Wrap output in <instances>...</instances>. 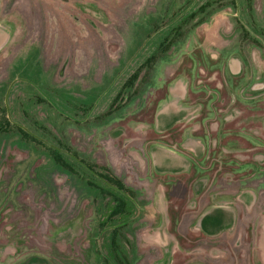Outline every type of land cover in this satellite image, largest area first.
Listing matches in <instances>:
<instances>
[{
    "label": "rangeland",
    "instance_id": "1",
    "mask_svg": "<svg viewBox=\"0 0 264 264\" xmlns=\"http://www.w3.org/2000/svg\"><path fill=\"white\" fill-rule=\"evenodd\" d=\"M17 2L11 18L0 0L9 32L0 50V264H114L117 226L131 264L207 261L222 247L194 230L216 207L238 216L240 235L214 264H264V0ZM170 90L163 112L188 109L185 94L193 107L185 135V126L155 131ZM19 128L60 148L76 173ZM182 137L203 156L187 175L157 173L149 152H189ZM69 149L109 168L133 196ZM110 194L126 200V214L112 217Z\"/></svg>",
    "mask_w": 264,
    "mask_h": 264
},
{
    "label": "crops",
    "instance_id": "2",
    "mask_svg": "<svg viewBox=\"0 0 264 264\" xmlns=\"http://www.w3.org/2000/svg\"><path fill=\"white\" fill-rule=\"evenodd\" d=\"M1 13V8H0ZM16 14V13H14ZM8 17H16L15 15H8ZM6 44V43H5ZM4 44V45H5ZM3 45V46H4ZM2 46V47H3ZM1 47V48H2ZM0 48V50H1ZM173 91V90H172ZM173 93V92H172ZM188 93V92H187ZM170 93L166 96L164 100H161L158 104V118L160 119L159 124L155 127V131L158 134H166L170 132L172 129L178 126H185L186 124L191 125V120L187 119L188 115L190 114L192 105H188L187 94H185L184 98L180 100L181 104H184V106L189 107L186 110H183L182 108H178L177 104L175 106H168L165 112L160 108L161 104L168 100ZM199 109V108H198ZM195 112V111H194ZM196 117V116H195ZM156 122H158V120ZM189 126H185L186 128L182 129L183 135L186 133L189 129ZM192 134V133H191ZM182 137V148L183 150L189 151V152H173L171 147L168 149V145L163 144V146H158V149L156 152H149V159L150 162L154 164L155 171L162 175H187L191 173L193 169V162L195 159H200L205 152H198V149H193L188 146H185L184 141ZM201 140V139H200ZM202 143L200 142L199 145ZM200 147V146H199ZM176 150V149H175ZM178 151V150H177ZM201 151V150H200ZM238 216L235 218H232L230 214L225 211L224 209H220L218 207L213 208L209 212H206L202 215L200 219V223L196 225L195 232L206 236L207 239L212 241L214 244H216L219 247H222V254H214V249H208L207 253V261H201V262H195L192 261L191 264H214L215 261H218L219 259H223L221 261L225 262L226 253H230V248L234 246V242L230 244L231 237H234L236 235V226L238 221ZM191 231V230H190ZM189 231V232H190ZM236 242V241H235ZM223 243V244H221ZM229 245V249H228ZM220 249V248H219ZM220 252V250H218ZM263 258V255H261Z\"/></svg>",
    "mask_w": 264,
    "mask_h": 264
},
{
    "label": "trees",
    "instance_id": "3",
    "mask_svg": "<svg viewBox=\"0 0 264 264\" xmlns=\"http://www.w3.org/2000/svg\"><path fill=\"white\" fill-rule=\"evenodd\" d=\"M2 1H3L2 13L4 15H15L14 13L17 14V12H19V10H20V9L18 10V7H21L23 9V7L19 4V2H17L18 0H2ZM44 8H46L44 5H40L39 9H44ZM34 9H38V8L34 7ZM246 33H248V32H246ZM253 43L256 44L257 42H253ZM163 49H164V52H162V55L168 51L169 45H167V43L166 44L164 43ZM155 61L156 60L154 58L148 59L128 79V81L124 85V87H125L124 89H126V88L129 89V88L136 86L138 80L140 79L141 73L145 69V67L153 66ZM121 94H122V91L119 92L117 97H119V95H121ZM5 112H6L5 113L6 125H9V121L6 120V119H8V112H7V110ZM19 130H20V132H22V134L25 136V138L31 139L32 141L36 142L37 144L45 147L49 151V153H50L51 157L53 158V160L55 161V163L58 166H60L63 170H65L67 172H71V173H76L73 166L64 157V152L60 148L51 146L48 143H46L45 141H43L42 139L32 136L30 133H28L23 128H19ZM68 153L70 154V156H72L73 160L77 164L85 167L88 171L91 172L92 175L98 177L106 185H108V186H110V187H112V188H114V189H116L119 192H122L124 194L126 192L131 193V195L133 196V193L127 189V187L124 184V182L122 181V179L119 178L117 175H115L109 168L101 167L98 164L88 162L85 159L81 158L78 153L72 152L70 149H69ZM197 160H200V159H197ZM193 164H194V162H193ZM193 167H194V165H193ZM98 169H101L102 171H98ZM102 193L104 195L108 194L104 190H102ZM111 197H113V199L115 201V208L113 209L112 214H111L112 217L117 218V217H120V216L126 214L127 213V207H128L126 200H124L123 198H120L118 196L111 195ZM119 235L127 243V236H124V234H122L121 227L117 226V228L114 229L113 240H112L113 262H114V264H131L130 259L127 255V252H126L127 250L123 244V241L116 239V237ZM239 235H240V232L236 231L235 237H239Z\"/></svg>",
    "mask_w": 264,
    "mask_h": 264
},
{
    "label": "water",
    "instance_id": "4",
    "mask_svg": "<svg viewBox=\"0 0 264 264\" xmlns=\"http://www.w3.org/2000/svg\"><path fill=\"white\" fill-rule=\"evenodd\" d=\"M9 32L3 26L0 25V48L7 42Z\"/></svg>",
    "mask_w": 264,
    "mask_h": 264
},
{
    "label": "flooded vegetation",
    "instance_id": "5",
    "mask_svg": "<svg viewBox=\"0 0 264 264\" xmlns=\"http://www.w3.org/2000/svg\"><path fill=\"white\" fill-rule=\"evenodd\" d=\"M261 87V86H260ZM262 88V87H261ZM261 88H259L258 90H261ZM243 128V127H242ZM244 130H246V127L244 126V128H243ZM255 129V131L258 133V138H257V140H261L262 139V137H263V132L261 131V129L259 128V127H257V128H254ZM253 130V129H252ZM260 136V137H259Z\"/></svg>",
    "mask_w": 264,
    "mask_h": 264
}]
</instances>
